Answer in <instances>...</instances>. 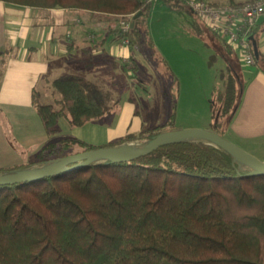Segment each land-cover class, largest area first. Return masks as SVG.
Segmentation results:
<instances>
[{"label":"trees","instance_id":"16d2710c","mask_svg":"<svg viewBox=\"0 0 264 264\" xmlns=\"http://www.w3.org/2000/svg\"><path fill=\"white\" fill-rule=\"evenodd\" d=\"M1 1L84 11L120 26L129 17L126 32L116 29L119 36L130 47L153 45L149 0ZM165 1L191 9L188 0ZM195 30L200 34L196 23ZM223 82L216 91L220 121L211 129L222 136L240 103L235 77L229 74ZM51 86L59 96L55 103L42 102L38 92L33 100L49 141L27 163L0 167V175L82 151L147 144L170 130L162 125L130 132L101 146L54 139L62 117L72 128L99 120L112 111L114 97L101 84L71 73ZM75 165L42 180L0 186V264H264V174L250 175L251 169L223 148L184 139L126 162L99 158Z\"/></svg>","mask_w":264,"mask_h":264},{"label":"crops","instance_id":"0c3cea01","mask_svg":"<svg viewBox=\"0 0 264 264\" xmlns=\"http://www.w3.org/2000/svg\"><path fill=\"white\" fill-rule=\"evenodd\" d=\"M206 1L220 6L252 0ZM97 20L84 11L40 10L0 0V167L27 163L49 141L33 102L34 92L43 102L44 78L51 83L71 73L93 81L84 73L109 59L131 58V47L119 37L115 21L101 20L110 25V34L87 31ZM195 22L197 34L221 53L225 76L233 75L240 90V103L224 125L223 136L264 161V15L250 38L255 59L252 65L246 64L238 51L226 48L204 20L197 17ZM63 27L67 30L62 31ZM79 54L89 57L87 64L93 66L79 73H62L63 64L77 60ZM106 133L108 136V130Z\"/></svg>","mask_w":264,"mask_h":264},{"label":"rangeland","instance_id":"374dc122","mask_svg":"<svg viewBox=\"0 0 264 264\" xmlns=\"http://www.w3.org/2000/svg\"><path fill=\"white\" fill-rule=\"evenodd\" d=\"M196 19L188 8H172L165 0L153 3L147 18L153 45L144 41L131 47L129 60L109 59L84 73L112 93V111L75 128L64 116L54 139L75 138L101 146L127 133L162 125L170 130L213 129L220 121L215 110L216 91L224 85L225 66L221 53L206 37L197 34ZM109 28L98 19L87 31L102 35L109 33ZM88 61L91 62L89 57L79 54L77 60L63 64L60 70L79 73L93 66ZM41 86L43 102L55 103L59 96L53 93L48 77L41 81ZM130 144L138 147L143 143ZM76 150V146L72 147L68 153Z\"/></svg>","mask_w":264,"mask_h":264},{"label":"water","instance_id":"95a60500","mask_svg":"<svg viewBox=\"0 0 264 264\" xmlns=\"http://www.w3.org/2000/svg\"><path fill=\"white\" fill-rule=\"evenodd\" d=\"M138 16L139 15L136 17ZM132 26H134V23H132ZM184 139L206 140L228 151L239 160L242 165L250 168V175L264 174V161L219 133L209 129L188 128L164 131L150 140L147 144H140L137 149H133L130 143L117 147H101L64 156L55 163L41 168L0 175V186L42 180L64 173L70 168H73L70 167L72 164H76L74 167H79L99 158H105L113 162L130 161L139 156L149 154L160 147Z\"/></svg>","mask_w":264,"mask_h":264},{"label":"built area","instance_id":"2783aa9c","mask_svg":"<svg viewBox=\"0 0 264 264\" xmlns=\"http://www.w3.org/2000/svg\"><path fill=\"white\" fill-rule=\"evenodd\" d=\"M152 4L158 0H149ZM191 10L217 35L224 37L232 48L241 54L246 64L255 63L250 37L261 15H264V0H252L242 4L228 3L215 6L206 0H188ZM131 19L121 21L126 32ZM128 44V40L124 39Z\"/></svg>","mask_w":264,"mask_h":264},{"label":"bare ground","instance_id":"6f19581e","mask_svg":"<svg viewBox=\"0 0 264 264\" xmlns=\"http://www.w3.org/2000/svg\"><path fill=\"white\" fill-rule=\"evenodd\" d=\"M133 146H135L134 144L133 145H131V147H133ZM139 147V146H138ZM138 147H136V148H133V149H137Z\"/></svg>","mask_w":264,"mask_h":264}]
</instances>
